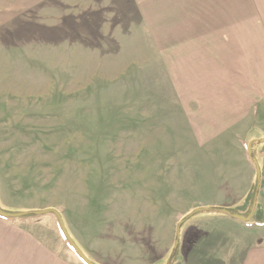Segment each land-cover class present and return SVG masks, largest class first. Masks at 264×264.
<instances>
[{
    "label": "rangeland",
    "instance_id": "rangeland-1",
    "mask_svg": "<svg viewBox=\"0 0 264 264\" xmlns=\"http://www.w3.org/2000/svg\"><path fill=\"white\" fill-rule=\"evenodd\" d=\"M26 4L0 19V208L55 209L94 264L168 263L187 217L259 162L263 28L234 18L241 66L219 69L223 26L184 9L151 24L138 0ZM252 37L263 56L246 57ZM20 218L83 263L53 214Z\"/></svg>",
    "mask_w": 264,
    "mask_h": 264
},
{
    "label": "crops",
    "instance_id": "crops-1",
    "mask_svg": "<svg viewBox=\"0 0 264 264\" xmlns=\"http://www.w3.org/2000/svg\"><path fill=\"white\" fill-rule=\"evenodd\" d=\"M27 2L31 0H0V19L16 18L15 12L18 9L30 8ZM138 2L140 10L151 9L148 12L151 24H159L156 19L162 10L179 8L186 10L183 14L186 22L192 20L190 25L200 24L204 31L208 30L210 24L222 25L224 37L215 40L220 46L218 45L216 55H212L217 59L219 69L222 67L239 69L241 66L240 39L234 31L239 32L238 26L244 24L234 18L246 15L247 24L251 29L257 30L261 27L264 32V0H138ZM209 11H218L216 20L219 22H208L209 19H214L209 17ZM162 19L164 20V15ZM170 24L174 25V22L171 21ZM229 31L232 33L231 37L227 33ZM250 41L251 48L245 53L246 57L263 56L264 39L263 45H260L263 55L257 54L258 39L252 37ZM248 66L250 67L251 63ZM255 153L259 160L257 165L245 161L238 185L235 182L229 184L232 186L230 187L224 183L217 194L218 204L210 207L239 209L238 215L251 217L250 221L221 212L202 211L193 216L190 222L180 227V232L178 230L179 242L176 245H179L180 259L176 264H264V225L258 224L264 220V145L261 152L258 153L256 148ZM258 177L260 190L257 201L253 207L244 205ZM254 215L255 218L252 220ZM21 219L25 218L13 220L0 217V264H83L74 261L68 250H65L68 254L66 255L23 227L19 221ZM163 264H167V261Z\"/></svg>",
    "mask_w": 264,
    "mask_h": 264
},
{
    "label": "trees",
    "instance_id": "trees-1",
    "mask_svg": "<svg viewBox=\"0 0 264 264\" xmlns=\"http://www.w3.org/2000/svg\"><path fill=\"white\" fill-rule=\"evenodd\" d=\"M253 147H254V144H252V153H251L252 158L256 157L255 156L256 153H255ZM259 190H260V178L258 177V179H256L255 184H254L250 194L248 195L244 205H251V207H253V205H255V203L257 201ZM205 211L226 213V214L233 216V217L239 214V209L209 208V209H206ZM198 213L199 212H194L193 214L189 215L187 217V219L192 217V216H195ZM33 216H37V214L35 212H28V213H25L22 217H33ZM254 218H255V215L253 216L252 220H254ZM8 219H11V218H8ZM258 224L264 225V220H262ZM178 261H179V245H176L173 249V252H172L167 264H176Z\"/></svg>",
    "mask_w": 264,
    "mask_h": 264
},
{
    "label": "water",
    "instance_id": "water-1",
    "mask_svg": "<svg viewBox=\"0 0 264 264\" xmlns=\"http://www.w3.org/2000/svg\"><path fill=\"white\" fill-rule=\"evenodd\" d=\"M249 153H252V145H249ZM254 163L257 165V161L254 160ZM25 213H15V214H9V213H5L1 208H0V217L3 218H20L24 215ZM37 216H43V215H47V214H53L59 222V225L61 227V230L63 232V235L65 236V238L67 239V241L69 242V244L71 245V247L74 249V251L77 253V255L79 256V258L85 263V264H94L84 253L83 251L74 243V241L72 240V238L70 237L66 226L64 224L63 218L61 216V214L56 211L55 209H46V210H42V211H38L36 212ZM236 218L244 220V221H249L251 219V217L245 218L239 215H236Z\"/></svg>",
    "mask_w": 264,
    "mask_h": 264
}]
</instances>
